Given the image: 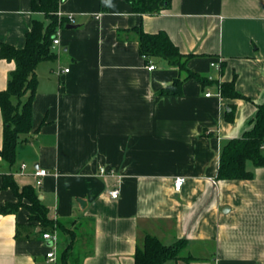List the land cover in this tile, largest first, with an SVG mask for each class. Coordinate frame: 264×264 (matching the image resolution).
<instances>
[{
	"label": "crops",
	"instance_id": "obj_1",
	"mask_svg": "<svg viewBox=\"0 0 264 264\" xmlns=\"http://www.w3.org/2000/svg\"><path fill=\"white\" fill-rule=\"evenodd\" d=\"M32 2L0 0L1 42L25 46L39 16ZM59 15L67 22L57 58L37 68L33 128L14 165L0 156V264H58L47 253L69 247L70 230L80 264H136L146 235L165 245L186 241L184 256L193 260L165 264H264V167L249 161L251 180L217 179L223 144L249 131L264 103V0H172L157 15L133 12L128 0H64ZM139 27L164 31L190 55L185 70L144 57ZM15 68L0 59V91ZM176 79L182 93L161 95ZM234 80L243 98L219 96ZM3 135L0 109V150ZM39 168L49 171L41 187ZM4 175L35 188L49 219L68 231L43 228L25 208L3 214L18 203ZM114 189L118 199L109 196ZM44 233H56L57 244Z\"/></svg>",
	"mask_w": 264,
	"mask_h": 264
},
{
	"label": "trees",
	"instance_id": "obj_2",
	"mask_svg": "<svg viewBox=\"0 0 264 264\" xmlns=\"http://www.w3.org/2000/svg\"><path fill=\"white\" fill-rule=\"evenodd\" d=\"M64 0H33L32 12L40 17L34 18L31 30L26 34L25 46L16 48L0 41V59L14 61L16 68L11 72L6 90L0 91V109L4 122L3 148L1 158L9 165L16 161L17 146L22 136H27L32 128V106L38 85V66L54 60L57 55L53 51V41L58 30L66 24V19L59 15V8ZM172 0H128L133 12L141 15H157L167 10ZM68 21H70L68 19ZM139 51L146 58H162L170 65L181 70L186 68L184 58L189 56L180 52L169 36L160 31L157 34L145 32L142 27L137 29ZM190 78L202 83L206 79L197 73L189 72ZM221 96L243 98L235 90V80L225 83L220 88ZM182 93V82L176 79L171 86L161 91V95L179 96ZM228 121L234 119V108L226 116ZM264 103L258 106L257 114L252 121V127L242 137L229 140L222 146L218 180H251L253 172L247 169L250 161L256 167H264ZM3 186L11 188L18 198V203L5 205L1 212L12 214L25 208L30 213V220L41 224L54 232L62 234L66 222L53 221L48 217V209L40 200L35 188L31 186L20 188L12 175L3 176ZM27 200L28 202H25ZM69 247L58 252V264H80L72 247L77 241V233L72 230ZM76 240V241H75ZM186 241L179 240L173 245L163 244L157 237L146 235L143 244L137 247L136 264H165L169 261L184 260L190 262L193 258L183 257Z\"/></svg>",
	"mask_w": 264,
	"mask_h": 264
},
{
	"label": "built area",
	"instance_id": "obj_3",
	"mask_svg": "<svg viewBox=\"0 0 264 264\" xmlns=\"http://www.w3.org/2000/svg\"><path fill=\"white\" fill-rule=\"evenodd\" d=\"M69 20L72 22L73 21V17H69ZM60 45V40L58 38V36L54 39L53 41V49L57 48L58 46ZM213 66H215V64H213ZM148 69L150 71H154L156 69V66L154 64H150L148 66ZM66 72H69V70L67 69ZM218 95L220 96L221 93L219 92ZM206 96H210V94H207ZM26 166H22V168H25ZM100 173L101 174H108L109 171H107L105 168H102L100 170ZM34 175L36 177V185L38 187H41L43 185V181H44V178L49 175V171L47 169H42V168H39L37 169L35 172H34ZM185 182V179L184 178H178L175 182V189L176 190H180L183 186ZM109 196L112 198V199H118L119 196H120V191L118 189H114V190H111L109 191ZM43 237L46 239V240H50L53 245L57 244L58 242V235L56 233H44ZM47 258H49L51 261H56V247L52 246L50 248V250L48 251L47 253Z\"/></svg>",
	"mask_w": 264,
	"mask_h": 264
},
{
	"label": "water",
	"instance_id": "obj_4",
	"mask_svg": "<svg viewBox=\"0 0 264 264\" xmlns=\"http://www.w3.org/2000/svg\"><path fill=\"white\" fill-rule=\"evenodd\" d=\"M69 27L74 28L75 26L69 25ZM80 203L82 204V206H85V203L82 200H80Z\"/></svg>",
	"mask_w": 264,
	"mask_h": 264
},
{
	"label": "rangeland",
	"instance_id": "obj_5",
	"mask_svg": "<svg viewBox=\"0 0 264 264\" xmlns=\"http://www.w3.org/2000/svg\"><path fill=\"white\" fill-rule=\"evenodd\" d=\"M38 17H40L41 18V16H38ZM65 235H62V237H64ZM185 254L183 253V257H187V256H184ZM175 261H177V260H175Z\"/></svg>",
	"mask_w": 264,
	"mask_h": 264
}]
</instances>
